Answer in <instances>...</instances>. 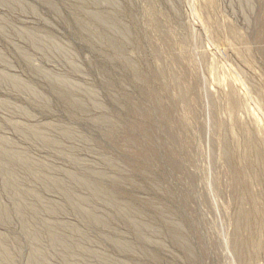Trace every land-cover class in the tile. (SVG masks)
<instances>
[{"label":"rangeland","instance_id":"rangeland-1","mask_svg":"<svg viewBox=\"0 0 264 264\" xmlns=\"http://www.w3.org/2000/svg\"><path fill=\"white\" fill-rule=\"evenodd\" d=\"M10 2L0 0V75L28 90L0 80V139L62 186L16 171L40 197L31 223L2 186L12 170L0 175L14 264L35 251L45 264H264V0ZM102 13L121 25L109 36L125 41L122 58L94 38L105 30L87 15ZM111 203L135 214L121 222ZM47 225L70 256L52 250Z\"/></svg>","mask_w":264,"mask_h":264},{"label":"bare ground","instance_id":"bare-ground-1","mask_svg":"<svg viewBox=\"0 0 264 264\" xmlns=\"http://www.w3.org/2000/svg\"><path fill=\"white\" fill-rule=\"evenodd\" d=\"M4 1L7 3H11L10 0H4ZM88 1L90 2V0ZM92 1L96 5H99L102 2H105L106 0H92ZM87 16L90 20L97 21L101 25V27L105 30L100 33L99 37H94L96 38V42L106 48L113 49L115 53L118 54V57L122 58L121 54L123 53L125 49V41H123V39H117L115 41H112L109 36L110 32L119 33L122 30L121 25L118 22L116 16L110 15V14H103V13L100 15L99 14H88ZM89 34L91 36H95V34H93L92 32H90ZM236 38L239 39L240 37H236ZM57 51H60V49L57 48ZM120 58L118 59V62L128 67L129 66L128 59L126 60V59H120ZM45 78L49 79L50 77L46 76ZM0 80L2 81L5 80L11 83L12 86H15L21 90H26V91L28 90L27 85L21 84L20 81L13 79V78H8L5 75H0ZM230 80L232 81L233 84L234 83L236 84L238 82V79L235 77H230ZM54 81L55 82L53 86H55L56 89L58 88L61 92H66V83L64 79L56 78L54 79ZM223 81L225 82L224 79ZM229 101L232 103V106H233L231 116L229 115L230 118H232L234 117V114H235V107L233 105L232 98H230ZM3 107L6 108L7 104H4ZM76 107H79V105L77 104ZM18 130H20L21 132H27L29 134H33L34 137H37L38 139H39V136L42 139H44L42 135L38 136L35 130L30 131V129H27L26 131V129H24L23 127H19ZM9 145H10L9 143L0 139V175L4 174L5 176H7L6 171L8 169L12 170L9 173L10 180L3 179L2 186L4 190L7 192H8V189L12 190V196L14 197L13 206L16 207V210L22 215H24L28 221H30L31 223H35L36 221H39L38 210L34 208L35 206L31 203V201L35 200L34 202H36L40 197L34 190L24 191L22 188L19 187L20 185H19V180L16 177V171L21 170L23 172H27L28 176H31V180H34V181L43 180L45 181V184L47 186H55L58 189H62V186L59 182L51 179L50 173H48L47 170H45V173L35 172L33 169L37 167H31L29 165V160H27V158L24 157L22 153L18 151H13L9 147ZM254 152L255 151L252 148H249L248 154L251 155ZM69 178L78 186L89 187L91 185L90 181H81L72 174L69 175ZM94 179H95V176L93 175V185L95 184ZM68 199L72 204H76L77 199L75 198L73 194H69ZM110 207L117 210V213H113V214H115L116 217H118L121 222L124 220V218L127 215L135 214V211H133L131 207L129 206L119 207L117 204L111 203ZM43 211L44 212H54V210L50 209L48 206L44 207ZM9 214H10V209L0 204V217H1L2 224H4L5 222H8ZM85 216L90 217V215H85ZM93 219L96 220L98 224L107 225V221L103 218L93 215ZM238 219L241 221L249 222L251 220V214L248 211L240 212V214L238 215ZM98 224H95V225L99 226ZM126 226L136 232L140 241L142 242L144 241L141 229L138 227V224L135 221L127 220ZM46 233L50 239L52 250H56L57 252H59V249H62L65 251V256L71 255L68 253L71 247L70 242L66 238H63L60 235H58L56 233V228L54 226L47 225ZM32 235L35 241H39L38 233L36 234L34 233ZM117 242H120V241H117ZM117 246L119 249L129 248V245L127 242L117 243ZM14 257H15V254H13L12 250L10 249L9 239L7 237H3L0 235V264H14ZM44 259H45V256H41L39 255V251H35L33 254V257L30 259V262L28 264H45Z\"/></svg>","mask_w":264,"mask_h":264}]
</instances>
